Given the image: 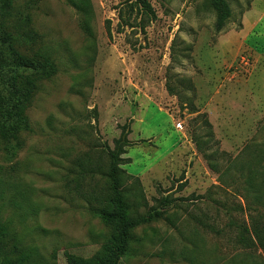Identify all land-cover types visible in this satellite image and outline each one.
<instances>
[{
  "label": "rangeland",
  "instance_id": "rangeland-1",
  "mask_svg": "<svg viewBox=\"0 0 264 264\" xmlns=\"http://www.w3.org/2000/svg\"><path fill=\"white\" fill-rule=\"evenodd\" d=\"M132 1L91 0L93 38L67 0L4 6L0 36L34 34V42L22 39L17 47L49 56L58 68L39 83L26 109L31 130L18 134L14 155L12 137L0 128V209L15 243L35 249L41 264L101 251L111 230L77 194L71 169L97 142L112 147L129 122L130 162L122 168L140 180L150 206L161 196L174 202L163 219L136 231L140 241L120 264H264L262 249L236 243L238 225L254 214L250 207L263 206L247 197L234 171L220 178L239 157L248 160V145L264 148V0H227L233 14L221 32L210 0H149L157 18L144 31L120 26L119 13L128 17ZM139 20L135 10L131 21ZM185 48L190 56L181 58ZM170 65L193 80L196 105L224 152L215 158L219 172L192 139L196 114L181 111L166 90ZM208 222L222 234L206 229Z\"/></svg>",
  "mask_w": 264,
  "mask_h": 264
},
{
  "label": "trees",
  "instance_id": "trees-1",
  "mask_svg": "<svg viewBox=\"0 0 264 264\" xmlns=\"http://www.w3.org/2000/svg\"><path fill=\"white\" fill-rule=\"evenodd\" d=\"M67 1L80 12V25L93 38L92 22L95 14L91 0ZM11 2L12 0H0L1 17L7 15L4 6ZM210 3L217 13L215 29L221 32L232 17V9L227 0H210ZM134 9L140 18L135 24L131 21ZM126 10L128 17L125 16V10L119 13L120 26H139L144 31L157 18L149 0L128 2ZM107 32L111 37L110 21L107 22ZM22 39L34 42L36 37L26 32L21 33L20 37L12 33L0 36V128L6 136L12 137L7 146L11 147L8 148V153L12 155L15 154L16 147L21 145L18 134L31 130L26 109L39 83L58 72L57 65L49 56L23 54L17 47ZM187 50L190 49L183 50L181 58L190 56L185 53ZM175 57L173 53L172 62H177ZM172 68L173 65H170L166 72V90L170 96L177 97L181 111L196 114L191 126L192 139L208 160L209 167L219 172V163L215 158L220 156L224 159V152L219 153L218 141L208 114L200 112L196 105L193 80L188 76L173 74ZM129 125L128 122L120 127V136L113 140L112 147L105 145L99 148L97 142L93 151L74 161L71 169L74 177L71 183L77 194L88 203L91 213L96 218L99 217L110 228L111 233L101 251L91 258L85 259L66 253L69 264H120L131 251L133 244L140 241L136 231L146 224L163 219L174 202L171 196H161L155 198V204L150 206L140 180L122 168L130 162V159L124 157L128 147L132 146ZM11 139L16 140L17 145L11 146ZM252 145H248L242 153V156H248V160L241 161L239 157L225 167L220 178L233 174V171L237 173L245 183L247 197L253 198L254 205H262L264 208V148ZM250 210L254 214L250 216L248 225H238L236 243L244 249L260 248L264 251V211L257 207H250ZM4 211L5 209H0V264H41L35 249L25 248L21 242L15 243L13 223L9 218H4ZM204 226L213 233L222 234L210 222Z\"/></svg>",
  "mask_w": 264,
  "mask_h": 264
}]
</instances>
